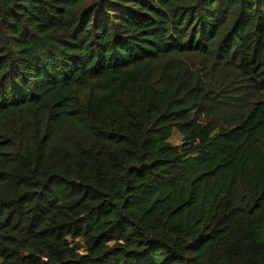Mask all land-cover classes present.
Listing matches in <instances>:
<instances>
[{
    "label": "trees",
    "instance_id": "16d2710c",
    "mask_svg": "<svg viewBox=\"0 0 264 264\" xmlns=\"http://www.w3.org/2000/svg\"><path fill=\"white\" fill-rule=\"evenodd\" d=\"M0 264H264V0H0Z\"/></svg>",
    "mask_w": 264,
    "mask_h": 264
}]
</instances>
